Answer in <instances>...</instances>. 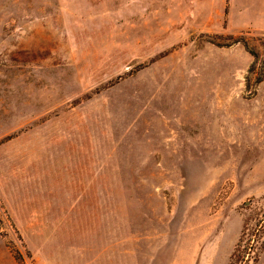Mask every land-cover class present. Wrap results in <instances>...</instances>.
Masks as SVG:
<instances>
[{
	"label": "rangeland",
	"instance_id": "1",
	"mask_svg": "<svg viewBox=\"0 0 264 264\" xmlns=\"http://www.w3.org/2000/svg\"><path fill=\"white\" fill-rule=\"evenodd\" d=\"M227 0H0V264H257L264 34ZM255 53V55L252 54Z\"/></svg>",
	"mask_w": 264,
	"mask_h": 264
},
{
	"label": "crops",
	"instance_id": "2",
	"mask_svg": "<svg viewBox=\"0 0 264 264\" xmlns=\"http://www.w3.org/2000/svg\"><path fill=\"white\" fill-rule=\"evenodd\" d=\"M228 17L235 18V27L238 31H251L264 34V0H227ZM238 231L234 234L230 246L218 257V264H227L235 242L238 239ZM257 264H264V248L258 257Z\"/></svg>",
	"mask_w": 264,
	"mask_h": 264
},
{
	"label": "trees",
	"instance_id": "3",
	"mask_svg": "<svg viewBox=\"0 0 264 264\" xmlns=\"http://www.w3.org/2000/svg\"><path fill=\"white\" fill-rule=\"evenodd\" d=\"M252 54H253V55H255V53H254V52H252Z\"/></svg>",
	"mask_w": 264,
	"mask_h": 264
}]
</instances>
